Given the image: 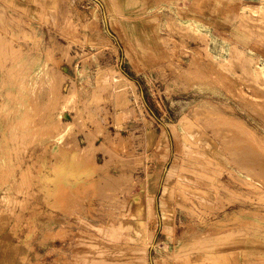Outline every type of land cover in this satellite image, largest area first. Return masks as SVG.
Here are the masks:
<instances>
[{
  "label": "rangeland",
  "instance_id": "374dc122",
  "mask_svg": "<svg viewBox=\"0 0 264 264\" xmlns=\"http://www.w3.org/2000/svg\"><path fill=\"white\" fill-rule=\"evenodd\" d=\"M56 206L64 236L264 254V0L0 1V235Z\"/></svg>",
  "mask_w": 264,
  "mask_h": 264
},
{
  "label": "crops",
  "instance_id": "0c3cea01",
  "mask_svg": "<svg viewBox=\"0 0 264 264\" xmlns=\"http://www.w3.org/2000/svg\"><path fill=\"white\" fill-rule=\"evenodd\" d=\"M0 1L11 3V0ZM18 3L24 10L29 5V0H18ZM166 171L167 167L164 175ZM162 182L163 178L157 189H147V195L156 196L161 191ZM154 211L159 214L157 204ZM41 219L44 227L37 230V235L30 233L32 231L30 228L20 236L9 230L0 235V264H190L189 259L184 258L186 256L183 251L180 256L178 254L173 258L171 239L167 237L158 239L157 226L153 222L151 224V221L148 222V229L153 228L154 236L151 239L149 233L147 236L123 235L111 239L107 236H84L78 239L71 234L66 236L62 234L60 211L57 206L51 210H44ZM51 219L52 223L49 224L48 221ZM39 220L40 218L37 222ZM47 223L49 227L46 228ZM159 229H162L161 224ZM51 230H55V235L45 236ZM243 253H237V244L234 243L225 256L204 255L202 264H264V254Z\"/></svg>",
  "mask_w": 264,
  "mask_h": 264
}]
</instances>
